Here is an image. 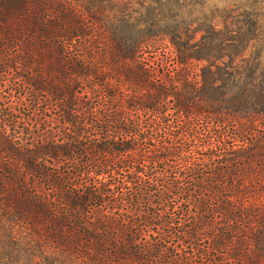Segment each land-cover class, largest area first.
<instances>
[{
	"label": "trees",
	"instance_id": "obj_1",
	"mask_svg": "<svg viewBox=\"0 0 264 264\" xmlns=\"http://www.w3.org/2000/svg\"><path fill=\"white\" fill-rule=\"evenodd\" d=\"M75 1L0 0L11 259L264 264V26L205 16L201 27L128 29L127 16L110 23L106 6ZM134 1L110 0L122 11ZM159 35L177 55L169 84L139 58Z\"/></svg>",
	"mask_w": 264,
	"mask_h": 264
},
{
	"label": "rangeland",
	"instance_id": "obj_2",
	"mask_svg": "<svg viewBox=\"0 0 264 264\" xmlns=\"http://www.w3.org/2000/svg\"><path fill=\"white\" fill-rule=\"evenodd\" d=\"M66 1L73 2L74 5L77 3V1L74 2V0ZM85 3H88L87 5L90 3L91 7L92 4L106 6L108 11L105 12L108 15V21L110 23L116 22L118 24V21L116 20L120 18L122 19L124 15V17L127 16L130 18L127 22L128 29H131V22L138 23V21L143 29L144 27L170 29L179 24L189 25L191 28H195L198 26L197 21H201L202 17L205 16L208 18V21L212 18L215 19V22L223 21L230 27V30H234L241 26L245 17L250 21L258 19L259 24L264 26V0H158L157 5L149 4L147 0H144V2L143 0H139L134 1L132 4H128L125 8L126 11H122L123 7L120 5L113 7L110 0H84L83 4ZM78 4L80 7H78L77 10H79V8L80 11L86 10L81 2ZM84 15L86 20H88L86 13H84ZM198 27H201V24ZM136 29L140 28L136 26ZM136 35L137 34L134 33V30H129L128 32L125 31L124 37L125 39L130 40L136 38ZM200 36L201 32H198L195 36V40L199 39ZM153 41L156 42L155 44H157L158 47H151L149 50L141 49V55H139V58L148 63L151 67L152 73L159 78L160 81L169 84V82H172L171 80H174L175 72L173 69L176 66L177 60L175 48L166 36L159 35L154 38ZM67 42L72 43L73 41L71 40ZM222 61H227V58H223L221 62ZM177 68H179L178 65L175 70ZM196 76V73L192 71V78L190 80L195 85L196 80L198 79V76ZM175 104V100L171 97H166L160 102V105L165 106L168 114L171 116L176 112ZM146 117L148 118H143V120L145 122L146 119V122L149 124L150 121L153 120V117L149 115ZM6 240L7 239L3 240L0 237V254L2 256L0 264H46L41 256L30 259L25 256L15 258L17 262L14 261L11 259L13 254L10 255V253H12V249H15L16 246Z\"/></svg>",
	"mask_w": 264,
	"mask_h": 264
}]
</instances>
